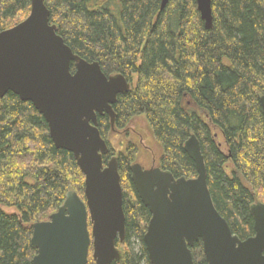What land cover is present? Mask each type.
Returning <instances> with one entry per match:
<instances>
[{"label": "trees", "instance_id": "16d2710c", "mask_svg": "<svg viewBox=\"0 0 264 264\" xmlns=\"http://www.w3.org/2000/svg\"><path fill=\"white\" fill-rule=\"evenodd\" d=\"M44 2L74 53L132 82L113 105L115 127L142 117L159 144L158 166L175 176H196L183 148L196 136L215 208L233 233L252 236L249 208L264 197V0H212L210 29L196 0H168L162 9L161 0ZM29 11L30 0H0V31ZM109 125L107 116L98 120L103 136ZM122 146L125 237L116 240L121 261L112 264H151L143 242L150 212L128 166L139 147L132 140ZM83 188L75 158L55 147L33 104L12 92L1 97L0 264H32L33 223L48 219L67 191L83 197ZM191 252L195 264H206L200 240Z\"/></svg>", "mask_w": 264, "mask_h": 264}, {"label": "water", "instance_id": "95a60500", "mask_svg": "<svg viewBox=\"0 0 264 264\" xmlns=\"http://www.w3.org/2000/svg\"><path fill=\"white\" fill-rule=\"evenodd\" d=\"M167 2L161 0V8ZM196 6L210 29L212 0H196ZM129 88L123 74L107 75L97 61L73 52L50 23L44 0H30L29 14L0 31V98L12 92L30 101L55 147L71 152L84 176L83 198L69 190L48 219L33 223L32 264H88L89 256L94 264L121 261L116 240L125 237L123 192L117 158L103 164L109 148L97 114L105 112L113 124L112 105ZM259 101L264 114V94ZM184 150L194 162L195 177L130 165L131 181L151 213L143 235L150 263L195 264L191 247L200 240L206 264H264V202L250 205L254 234L241 239L213 204L194 135Z\"/></svg>", "mask_w": 264, "mask_h": 264}, {"label": "rangeland", "instance_id": "374dc122", "mask_svg": "<svg viewBox=\"0 0 264 264\" xmlns=\"http://www.w3.org/2000/svg\"><path fill=\"white\" fill-rule=\"evenodd\" d=\"M128 124L134 128L137 135H135L131 131L129 135H115L111 133L109 135V139L111 140L112 146L115 148V152L123 147L122 144L125 145L128 140H132L139 147L138 154L135 157L137 162L142 163L144 166H149L151 162H154V164L157 165V159L160 152V148L158 142L153 137L147 123L142 117H134L129 121ZM140 140H142L143 143H140ZM256 201L264 202V197L260 194L259 198H257Z\"/></svg>", "mask_w": 264, "mask_h": 264}, {"label": "flooded vegetation", "instance_id": "af4514ba", "mask_svg": "<svg viewBox=\"0 0 264 264\" xmlns=\"http://www.w3.org/2000/svg\"><path fill=\"white\" fill-rule=\"evenodd\" d=\"M111 74V73H110ZM110 74H107V75H110ZM116 74V73H115ZM112 75V74H111ZM126 79H127V77H126ZM127 81H128V79H127ZM129 82V84H130V87H131V85H132V82H130V81H128ZM130 89V88H129ZM129 91V90H128ZM127 91V92H128ZM124 94V93H123ZM120 95V94H119ZM118 97V96H117ZM117 100V99H116ZM116 102V101H115ZM115 104V103H114ZM113 104V105H114ZM113 105H112V107H113ZM113 110H114V108H113ZM114 112H115V110H114ZM115 114H116V112H115ZM104 116H107L108 117V119H109V123H110V131H108L106 134H105V136H103L102 135V133H101V131H100V128H99V126H98V120L100 119V118H104ZM116 118H117V114H116V116H115V119H114V123L113 124H111V122H110V118H109V116L104 112L103 114H97V127H98V129H99V131H100V134H101V136H102V138L106 141V143H107V145H108V148H109V151L106 153V154H104L103 156H102V158H103V164H104V166H106L107 165V162L113 157V156H115L116 158H117V167H118V169H119V157H118V154H117V151L115 152V148L112 146V144H111V140L109 139V135L112 133V134H115V135H118V134H121V135H129L131 132L132 133H134L135 135H137V133L135 132V130H134V128L133 127H131L128 123L127 124H125L124 126H121V127H115V123H116ZM131 131V132H130ZM192 135V134H191ZM190 135V136H191ZM189 136V137H190ZM138 137H140V136H138ZM188 137V138H189ZM196 137V136H195ZM187 138V139H188ZM197 138V137H196ZM141 139H142V136H141ZM186 139V140H187ZM185 140V141H186ZM198 140V139H197ZM199 141V140H198ZM123 142V141H122ZM121 142V143H122ZM133 142V141H132ZM140 143H143V141L142 140H140ZM185 143V142H184ZM183 148H184V146H183ZM185 151V150H184ZM186 152V151H185ZM106 156H108V157H106ZM104 157H106V160L104 159ZM133 163H139L141 166H142V168L143 169H150V168H152V167H158V168H160V169H162L161 167H159L158 166V163H157V165H155L154 164V162H151V164L149 165V166H144L142 163H140V162H137V160L134 158L133 159V161H131L129 164H128V166H129V171H130V165L131 164H133ZM162 170H164V171H168V172H170V173H172L171 171H169V170H166V169H162ZM118 172H119V170H118ZM172 175L175 177V178H178V177H181V176H184V177H186L185 175H180V176H175L173 173H172ZM130 176H131V172H130ZM186 178H191V177H186ZM130 181H131V178H130ZM131 183H132V181H131ZM120 184H121V178H120ZM132 185H133V183H132ZM121 187H122V185H121ZM133 187H134V185H133ZM134 189H135V187H134ZM136 191V190H135ZM122 192H123V188H122ZM137 193V192H136ZM138 195V194H137ZM139 197V196H138ZM140 199V198H139ZM142 202V201H141ZM62 204V203H61ZM144 205V204H143ZM145 206V205H144ZM146 207V206H145ZM147 209H148V207H147ZM148 211H149V209H148ZM150 212V211H149ZM150 217H151V213H150ZM150 219V218H149ZM89 228H91V225L89 226Z\"/></svg>", "mask_w": 264, "mask_h": 264}, {"label": "bare ground", "instance_id": "6f19581e", "mask_svg": "<svg viewBox=\"0 0 264 264\" xmlns=\"http://www.w3.org/2000/svg\"><path fill=\"white\" fill-rule=\"evenodd\" d=\"M166 5V4H165ZM160 8H161V5H160ZM196 8H197V6H196ZM162 9V8H161ZM193 135V134H192Z\"/></svg>", "mask_w": 264, "mask_h": 264}]
</instances>
